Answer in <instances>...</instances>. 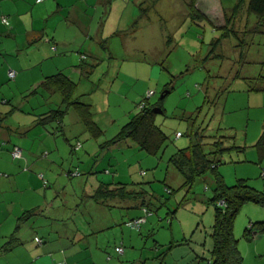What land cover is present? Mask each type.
<instances>
[{"label":"rangeland","instance_id":"obj_1","mask_svg":"<svg viewBox=\"0 0 264 264\" xmlns=\"http://www.w3.org/2000/svg\"><path fill=\"white\" fill-rule=\"evenodd\" d=\"M182 2L107 0V4H110L105 9L101 6L96 12L89 8V15L95 22L102 15L101 10L104 11L101 23L105 24V37L117 30L119 18L122 17L118 34L108 38L106 42L107 46L115 47L116 55L112 58L105 55L104 60L98 58V64L93 66L88 75L74 71L73 81L79 83L74 99L91 102L92 112L103 129V134L96 140L98 144L115 135L139 111L138 105L145 100L146 91L151 89L154 93L145 100L146 105L156 104L161 108L162 111L155 117V123L168 136L160 152L149 155L135 144H124L106 150L99 146L93 148L89 138L81 135L83 125L71 108L64 117L62 135L61 130L59 133L55 132L53 123L44 127L37 126L27 138L12 134L8 141L0 140V174H5L13 172L10 171L11 166L21 165L23 157L28 156L26 147L35 150L38 130H47L51 138L56 134L55 141H60V161H54H62L57 167L66 170L71 164L78 165L83 170V175L71 178H67L64 171L66 181L63 185L68 191L74 190V197L77 196L81 203L80 207L76 206V218L91 221L94 216L105 214L104 222L110 220L111 223L110 215L118 217L113 226L111 223L109 228L97 232L107 238L106 252H109L111 258L114 256L111 252L114 242L124 238L135 242L138 250L146 243L144 252H148L149 248L153 249L155 241L159 242L157 248L161 252L165 248L167 250L172 243L171 256L174 259L171 258L170 262L183 257L185 262L194 263L187 257L193 249L204 256L202 264H206L212 245L209 233L214 215L208 199L213 194L214 175L211 170H207L203 175L195 177L189 188L180 187L183 176L168 161L176 149L194 142L200 134L206 152L213 149L210 146L213 140L221 139L224 150L209 154V157L219 160L217 171L227 185L242 178L246 179L248 185L264 193V177L260 175L264 169V156L260 157L254 147L264 127V89H253L264 88V32H253L249 27L247 29H250V34L247 30L241 31L242 36L237 33L236 36L225 38L214 50V56L204 59L208 43L217 32L209 24L191 21L186 5ZM126 4L128 6L125 8ZM131 9L135 15H148L146 26H141L137 20L136 25L133 24L135 28H127L130 26ZM131 29L132 32H127ZM78 48L79 51L86 52L87 46L76 45L69 53L77 56ZM238 54L240 60L237 59ZM92 60L94 58L89 56L81 64L78 61L74 65L80 64L85 68ZM12 84V80H0V111L14 108V113L9 117L12 124H28L38 113L58 105L59 95H48L38 82L25 90L17 91L18 96L11 94L15 90ZM168 86L171 87L168 93L160 97ZM35 87V92H32ZM205 94L210 99L216 96L214 105L204 103ZM3 98L8 99V102L3 103ZM18 103L22 110L17 106ZM29 112L34 115H29ZM205 125L207 126L201 130ZM177 131L181 136L175 137ZM77 141L82 146L77 150L71 149L70 145L73 146ZM13 143L22 148L25 146L22 159H12L10 148ZM46 147L52 149V143ZM37 149L41 150V146ZM48 172L43 170V174H47L44 180L38 176L40 188L44 184L48 185V182L54 184L49 175L57 174ZM78 180H81L82 188ZM99 181L114 185L123 183L126 188L144 191V197L150 200L148 209L151 214L145 215L138 206L124 207L125 204L132 203V198H108L103 204H97L89 197L87 200L83 198ZM43 190L50 191V188ZM83 191L85 193L82 195ZM32 192L9 191L3 194L5 198L0 193V208L5 210L4 205L9 201L16 210L18 202H24ZM86 201L88 205H85ZM7 211L11 220L13 215L8 209ZM137 215L145 216V221L138 230L125 225L126 221L137 218L134 217ZM5 216L0 220L1 227L6 225ZM71 219L75 220L72 216ZM259 221H264V206L253 202L241 205L233 221V236L237 239L242 264H264V232L255 233L250 240L242 236L243 230L250 223ZM1 231L0 246L6 239L1 236V233H5V228ZM13 252L15 251L0 254V264H18V261L12 259ZM147 263L157 264L154 260Z\"/></svg>","mask_w":264,"mask_h":264},{"label":"crops","instance_id":"obj_2","mask_svg":"<svg viewBox=\"0 0 264 264\" xmlns=\"http://www.w3.org/2000/svg\"><path fill=\"white\" fill-rule=\"evenodd\" d=\"M182 1L184 4L188 2V0ZM236 1L237 0H195V7L212 22L213 26L218 27L223 24V11L226 12L227 16H230L231 9ZM246 3L247 0H245L243 4L241 13L236 15L239 20L237 33L242 36L241 31H247L249 27L253 32H264L259 31L255 16H251L246 12ZM109 4H107V0H0V80L13 81L12 86L15 87V90L11 94L18 96L16 93L17 91L20 92L25 90L28 86L36 82L40 83L45 76L58 72L63 73L73 81L74 71L88 75L92 72L93 66L98 64V58L104 60L105 55H107V58L115 56V47H112V45L107 46L106 42L108 38L118 34L122 17L120 16L119 18L117 30L105 37V24L101 23L104 11L101 10L102 15L97 22L89 15V8H93V10L97 12L99 7L103 6L105 9V6ZM126 6H128V4L124 5L125 8ZM129 16L131 17V21L128 24L130 26L127 28L132 27L133 29L137 20L139 24L141 23V26H146L148 15L144 13L135 15L134 10L131 9ZM2 18H6L8 23L5 24ZM132 29L127 32H132ZM249 30L248 33L250 32ZM123 44H125V41ZM76 45L87 46V49H85L86 52L79 51L80 48H78L77 56L70 54L69 52ZM236 53L239 52L236 51ZM81 54L85 56L83 60H80ZM89 56H92L94 60L85 68L81 67V62L87 60ZM239 56L238 54V60H240ZM78 61L80 64L74 65ZM8 70L14 71V77L12 79L8 78ZM117 74L118 70L116 72V77ZM116 77H114V79ZM75 83L76 92L79 83ZM47 93L45 92L46 95ZM48 95H55V93H48ZM145 98H147L146 94ZM1 101L7 103L8 99L3 98ZM57 101L59 105L60 96H58ZM86 103L90 104L92 111L91 102ZM17 106L22 110L19 103ZM7 110L8 109L5 111ZM46 111H42L38 114ZM29 115H34V113L31 112ZM65 115H67V113ZM64 117L60 128L61 135L64 133ZM93 118L98 123L94 113ZM31 122L25 125L19 122L12 124L9 118L6 119L4 123L8 127L5 129L9 128L10 131H2L0 129V140L8 141L12 134H19L23 136V138H27L29 133L36 128L34 127L26 131ZM14 130L17 132H14ZM82 130L83 132L80 131L81 135L86 138L84 127ZM38 131L36 146H41V150L35 147V150L32 151L30 150L32 147L29 149L26 147L28 156L23 157L21 165L11 166L10 171L13 172L0 174V193L2 195L7 194L9 191L20 193H24L25 190L28 192L33 191L24 202H18L16 210L12 208L13 203L9 201L4 205L5 210L0 208V220L6 215V225L4 224L3 227L0 226V231L5 228V231H3L5 233H1L2 237L6 238L12 232L17 217L23 211L37 207L41 212L30 217L21 225L17 233L18 243L9 250L15 251L13 252L14 256L12 259L18 261V264H53L55 261L59 260L74 264H148L147 262L149 260H154L157 264H190L189 261L185 262V258L183 257L181 260L176 261L175 259L170 262L171 258L174 259V257L171 256L172 247H169L167 250L165 248V250L161 252L157 248V243H159L157 241L153 244V249L149 248L150 250H148V252H144L143 248L146 246V243L142 246V249L138 250L135 242L125 240L124 238L114 242L111 247V252L114 253V256L111 258L109 252H106L108 246H106L107 242L105 241L107 238L103 234L97 232L109 228L111 223L113 226V224L117 223L118 217L108 214L112 221L110 223V220H108V222L105 223L103 219L105 214L99 215L98 217L94 216L91 220L94 221L92 224L91 221L87 219H82L80 221L76 218V206L80 207L81 203H79L78 198H76L77 196L74 197V190L68 191L63 185L66 181L64 171L66 172L67 169H59L57 167V165L60 166L62 164V161L59 163L54 161H60V141H55L56 134L51 138L47 134L49 133L47 130H42L41 128ZM89 140V143L91 145L93 144V148L98 146L96 142L98 139ZM49 143H52V149H46V145ZM13 144L21 148L22 154L25 146L22 148L21 145L17 143ZM43 152H46V156H43ZM54 156H58L59 158L53 159L52 157ZM20 159H22V157ZM70 166L72 165L70 164L69 167ZM44 169H46V173L49 171V174L56 173L57 176H55V174L53 176L49 175L51 176V180H54V184L48 182L46 187L43 186L44 188H40L38 173H43ZM43 175L47 177V174ZM61 179H64V181L62 182ZM77 182L80 185L81 180ZM47 187L50 188V191L43 190ZM130 188H128V190ZM84 193L83 191L82 195ZM83 198L87 200V193L83 195ZM99 204L102 203L99 202ZM130 204H125L124 207H136L133 202ZM85 205H88L87 201ZM7 209L10 211L9 213L13 215L11 220L7 215ZM71 216L75 218V220H72ZM130 218L133 217H129V219ZM1 223L0 221V225ZM11 226H13L12 229ZM35 237H37L40 242L35 241ZM115 246H122L123 252L121 254L114 252L113 249ZM107 256L109 257L108 259ZM187 257L188 260L194 262L191 264H202V260L204 259L202 254H198L197 251L193 249ZM209 257H206V264H209ZM116 259L118 261H116Z\"/></svg>","mask_w":264,"mask_h":264},{"label":"trees","instance_id":"obj_3","mask_svg":"<svg viewBox=\"0 0 264 264\" xmlns=\"http://www.w3.org/2000/svg\"><path fill=\"white\" fill-rule=\"evenodd\" d=\"M245 0H237L233 5L230 16L226 15L223 11V24L221 26H213L212 22L195 7V0H188L185 3L187 8V15L191 21L198 23L204 22L214 27L217 32L208 43V51L205 58L214 56V50L220 46L221 42L225 38H229L232 35H237L238 32V18L237 14L241 13ZM246 12L249 15H254L257 19V27L259 31H264V0H247ZM6 20V18H5ZM7 21V20H6ZM8 23V22H7ZM6 24V23H5ZM80 60H83L80 58ZM9 78V77H8ZM12 79V78H10ZM45 91L48 93H57L60 96V104L56 108L48 109L46 112L37 114L31 122L29 128L26 131L31 130L37 126H47L55 123V132L60 131L62 125V119L67 113L68 109L71 108L78 116L80 122L84 127L86 138L96 140L103 134V129L94 120L93 113L91 111L90 104L74 99V93L76 90V83L69 79L66 75L61 72L54 73L52 75L45 76L39 83ZM37 87V86H36ZM35 88L32 92H35ZM168 86V91L170 90ZM255 90L264 88H253ZM163 92V91H162ZM216 97V96H215ZM215 97L210 99L208 95H204V103L207 105L215 104ZM147 98H145L146 100ZM145 100L142 108L134 113L129 120L124 123L118 132L111 138L105 139L98 144L100 149L106 150L108 148L120 146V145H131L135 144L139 149L145 151L149 155H156L160 152L168 138L167 134L155 123L156 112L153 111V107L156 104L146 105ZM14 108H9L5 112H0V129L2 131L9 130L5 129L8 127L4 121L8 119ZM190 117V116H189ZM205 125L201 130H203ZM60 129V130H59ZM10 131V130H9ZM8 131V132H9ZM7 132V133H8ZM14 132H17L14 130ZM196 135V134H195ZM77 144H79L77 146ZM16 144H12L11 150ZM79 141L73 146L70 145L71 149L77 150L81 147ZM213 147L212 150L206 152L204 150V143L202 141V135L200 134L194 142H190L187 146L176 149L168 158V161L182 174L183 181L180 187H188L195 177L203 175L207 170H211L214 175V190L212 196L208 199V202L213 207V223L211 225L210 237L212 239V245L210 248L209 264H242L243 258L237 249V239L233 236V221L241 207L246 202H253L264 206V193L257 190L246 183V179H238L232 185H227L217 171V165L219 160H213L209 157V154H215L224 150L222 147V141L220 138L213 140L210 143ZM19 147V146H18ZM259 156H264V127L260 136L254 143ZM43 156H46V152H43ZM12 157V156H11ZM19 158L12 159H20ZM214 157V156H213ZM78 165L70 166L66 170L65 175L67 178L80 177L83 175V170L79 169ZM27 169V168H25ZM89 171H86L88 173ZM38 176L44 180L43 173H38ZM116 184V183H115ZM114 185L111 183L98 182L94 189L87 196L92 199L95 203H105L106 199H133L135 206H140V209H147L150 212L149 204L150 200L144 197V191L138 188H126L123 183H117ZM47 185L44 184V187ZM170 191V190H169ZM171 192V191H170ZM137 200V202H136ZM223 201L220 205L219 202ZM130 203H127V205ZM131 205V204H130ZM174 212V211H173ZM41 213L37 207L27 209L23 211L16 219L15 226L12 232L6 237L4 243L0 246V254L9 251L14 245L18 243L17 233L23 223H25L30 217ZM144 213V212H143ZM151 214V212H150ZM149 214V215H150ZM138 217H142L137 216ZM264 232V221L250 223L243 230V238L250 240L253 238L255 233ZM170 244L169 247H171Z\"/></svg>","mask_w":264,"mask_h":264},{"label":"built area","instance_id":"obj_4","mask_svg":"<svg viewBox=\"0 0 264 264\" xmlns=\"http://www.w3.org/2000/svg\"><path fill=\"white\" fill-rule=\"evenodd\" d=\"M37 1H39V0H37ZM2 20H3L4 23H7V21L5 20V18H2ZM80 58L81 59H84L85 56L83 54H81L80 55ZM7 75H8L9 78H13L14 77V71L13 70H8L7 71ZM152 94H153V91L152 90H148L147 93H146V97L148 98ZM143 105H144V102L142 101L138 105L139 106V109L142 108ZM179 136H181V133L177 131L175 133V137H179ZM78 145L79 144H77V146ZM20 154H21V148L18 147V146H14L12 148V150H11V156L13 158H19L20 157ZM260 175L262 177H264V169L261 171ZM219 204L222 205L223 204V201H220ZM143 212H144L145 215H149L150 214V212H148L147 209H145V208H143ZM144 219H145V216L138 217V218H135V219L126 221L125 222V225L128 226V227H131V228H134V229H137L138 230L140 228L141 224L144 222ZM34 239H35V241L40 242V240L37 237H35ZM114 251L116 253H118V254H121L123 252V248H122V246H115L114 247ZM53 264H74V263H68V262H65V261H55Z\"/></svg>","mask_w":264,"mask_h":264},{"label":"water","instance_id":"obj_5","mask_svg":"<svg viewBox=\"0 0 264 264\" xmlns=\"http://www.w3.org/2000/svg\"><path fill=\"white\" fill-rule=\"evenodd\" d=\"M167 93H168V89H165V90L161 93L160 97H163V96H164L165 94H167ZM153 111L156 112V113H160L162 110H161L160 107L155 106V107H153Z\"/></svg>","mask_w":264,"mask_h":264},{"label":"bare ground","instance_id":"obj_6","mask_svg":"<svg viewBox=\"0 0 264 264\" xmlns=\"http://www.w3.org/2000/svg\"><path fill=\"white\" fill-rule=\"evenodd\" d=\"M59 261H64V260H59Z\"/></svg>","mask_w":264,"mask_h":264}]
</instances>
